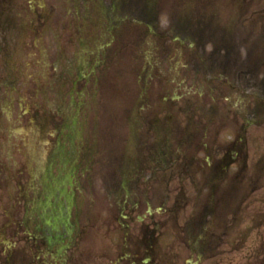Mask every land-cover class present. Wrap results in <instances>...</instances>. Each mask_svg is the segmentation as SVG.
Listing matches in <instances>:
<instances>
[{"label": "rangeland", "instance_id": "374dc122", "mask_svg": "<svg viewBox=\"0 0 264 264\" xmlns=\"http://www.w3.org/2000/svg\"><path fill=\"white\" fill-rule=\"evenodd\" d=\"M31 1L14 2L13 8L18 21L17 24L13 23L15 32L10 36L1 31L0 35V210L1 225L5 231L1 235V244L6 247L12 246L13 242H19L18 246H21L32 231L30 228L33 224L30 221L25 223L23 219L27 200L36 204V215L48 219L50 215L57 213L54 209L59 211L70 208V211L74 210L71 214H76V206L80 205L77 202L78 196L83 194L92 199H108L111 185L109 180H104L108 179L109 170L106 169L108 166H103L102 161L109 155L108 150L112 148L109 143L114 141L116 134H120L123 140L131 137L136 142L138 139L134 148L141 152H132L131 155L141 157L146 154L151 131L149 144L155 145L156 150L167 152L168 160L172 159L168 164H160V157L157 160L166 174L174 165L187 160L191 147L189 141L193 134L190 132L192 129H189L191 102L186 100H176L174 109L179 112L175 111V118L169 120L173 122L169 128L163 119L160 121L161 129L150 128L143 118L141 119L145 121L136 123L114 119L117 104L124 102V97H131L134 91L142 90L146 73L148 81L161 77L163 84L173 78L176 81L170 86L173 92L168 85L166 90L177 93V98L194 96L188 94L193 86L194 74L184 67L191 64L198 53L187 48L192 40L183 47L178 43L181 38L170 30L182 12L178 7L179 0H157L159 19L150 26L149 36L145 39L140 25L128 24L124 27V36L120 38L122 40H119L116 50L114 42L117 24H112L116 18L109 19V24L105 25L109 29L103 28L99 23L91 29L94 33L90 36L82 32L83 20L91 18L90 22H95L94 11L109 5L108 0H44L46 6H53L57 11L51 13L47 7L45 14L37 10L36 13L45 14L46 18L45 23L40 24L31 13ZM206 1L209 5L205 0H194L193 7L198 13L206 11L209 17L216 18L213 24H217L221 30L228 28L236 34L239 44L237 49L243 53V56L238 57L239 65L244 64L240 69L246 71L245 62L250 61L251 53L247 52L245 57L243 46L249 50H260L264 55V32L262 35L254 34L255 28L264 31V8L255 6L243 18L241 13L244 9L240 7L239 0ZM188 2L191 4L192 0ZM1 3L4 2L1 0ZM5 8L7 7H3ZM137 9L135 13L143 12L140 7ZM26 13L30 15L29 18H26ZM68 17L73 19V25L68 24ZM3 24L2 20L1 26ZM3 28L6 29L7 25L4 24ZM164 32L167 35L164 42H161L160 39L164 36H160ZM1 42L8 45L7 49L5 45L1 47ZM161 48L170 51L163 53L165 59L161 57ZM212 48L213 44L207 45V52L210 53ZM1 49H6L8 54L1 52ZM113 52L114 57L110 61L109 57ZM199 54L206 55V52ZM143 64H146V69L142 68ZM262 64L264 65V56ZM260 78L258 79L261 80ZM199 82L202 81H195L197 85L193 90L197 93L206 92L210 86L208 81ZM131 84L133 88L129 89ZM243 85L244 92H240L242 97L235 94L229 108L232 107L231 110L235 112L236 106L233 108V105L239 102L240 107L237 109L247 115L245 99L248 92L254 89H250L245 83ZM195 98L202 104L203 98ZM204 106L208 108V105ZM140 111L146 113L144 110ZM226 119H217L216 126L211 129L220 134L216 148L229 132V128L223 124ZM206 123L204 118L203 124ZM32 128L38 133L34 140L41 152L39 164L30 160L28 153L29 135L33 136ZM24 130L25 133L20 132ZM259 132L264 134V121L251 128L249 134H254L256 138ZM199 134H203L202 131ZM143 142H146L144 147ZM88 146L97 153V161L92 160L83 165V154ZM125 148L132 150L130 145ZM204 156V152L199 154L201 158ZM150 166L154 168L155 163L151 162ZM123 167V172L128 174L126 163ZM187 169V166L184 169H174L170 175H182L184 171L188 172ZM141 184V188L146 191L154 189L151 185L143 186V180ZM128 192L131 193V190L128 189ZM42 201L45 205H38ZM48 202L53 205H47ZM107 202L99 204L87 200L85 211L89 210L91 213L90 210L98 207L106 209ZM228 250L232 251V247L229 246Z\"/></svg>", "mask_w": 264, "mask_h": 264}, {"label": "flooded vegetation", "instance_id": "af4514ba", "mask_svg": "<svg viewBox=\"0 0 264 264\" xmlns=\"http://www.w3.org/2000/svg\"><path fill=\"white\" fill-rule=\"evenodd\" d=\"M2 1L4 3L0 0V35L2 20L6 25L16 23L17 20L13 8L16 0ZM127 5L128 3H125L122 8ZM116 7L120 9L121 5ZM128 13V10L124 9L122 14ZM112 14V10L111 14L106 12L107 18H112ZM148 18L149 16L146 19L145 16L142 17L146 23L150 21ZM164 40L160 39L161 42ZM164 50L161 48L162 52ZM163 56L162 53L161 57ZM156 99L159 97L150 96L143 101L145 105L141 106L146 111L143 119L148 122L138 119L133 109L126 114L128 122L143 120L150 128L161 129L160 121L163 118L160 116V106H155L158 104ZM241 138L240 135L233 141L224 138L225 141L219 148L215 145L209 148L212 159L209 164L210 176L205 171L206 175L203 177H192V183L195 186L201 185L207 192L204 197L197 193L194 200L177 199L174 206L163 208L162 211L153 210L154 207L164 206L168 201L160 192H156L153 201L149 195L147 198L146 193L135 197L134 204H123L120 200V203L113 204L110 214L103 220L104 226L98 225L102 221L100 212L94 210L93 214L89 215L91 225L88 232H75L74 239L80 240L76 245L65 228L73 227L70 218L61 216L59 221L64 227V232L58 233L49 223L36 220L32 222V231L21 246H18L19 242H14L12 246L6 247L1 244V235L5 231L1 225L0 210V264H186L191 257L199 264H264V233L251 242L245 240L240 229L244 223L247 190L246 156ZM119 142L121 144L116 149V156L124 160L123 153L128 151L125 147L130 145L133 149L136 142H133L132 138L119 139ZM145 143L143 142V147ZM155 147L147 142L146 154L138 157V162L153 156L152 153L157 152ZM131 162L133 167L137 165L135 160ZM142 168L139 165V170ZM231 168L236 170L231 172ZM196 173H199L198 169ZM255 183L251 181L249 184L252 186ZM30 204L31 201L27 200L26 206ZM189 204L193 206L192 213L187 218H182L183 208ZM182 220L188 221L189 224L179 223ZM28 221L29 219H26L25 223ZM90 241L92 244L103 245L104 261L101 260L102 257H92L91 253L89 254L87 246ZM229 246L232 251L228 250Z\"/></svg>", "mask_w": 264, "mask_h": 264}, {"label": "bare ground", "instance_id": "6f19581e", "mask_svg": "<svg viewBox=\"0 0 264 264\" xmlns=\"http://www.w3.org/2000/svg\"><path fill=\"white\" fill-rule=\"evenodd\" d=\"M79 59H80V63H81L82 58L80 57ZM32 131H31V133H33V136L29 135L30 140L28 141V153L30 155L29 158L32 161H37L39 164L40 162H39L38 158L41 156V152H39L37 144L34 140V138H36L35 134H38V133H37V131H35L34 128H32ZM20 132L25 133L26 130L20 131ZM37 143H38V141H37ZM44 151L46 152V149ZM48 152H50V151H48ZM39 172H40V170H39Z\"/></svg>", "mask_w": 264, "mask_h": 264}]
</instances>
